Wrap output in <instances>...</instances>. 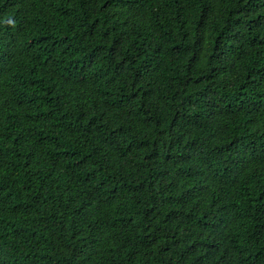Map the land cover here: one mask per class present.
Listing matches in <instances>:
<instances>
[{"label": "trees", "instance_id": "16d2710c", "mask_svg": "<svg viewBox=\"0 0 264 264\" xmlns=\"http://www.w3.org/2000/svg\"><path fill=\"white\" fill-rule=\"evenodd\" d=\"M0 264H264V0H0Z\"/></svg>", "mask_w": 264, "mask_h": 264}]
</instances>
